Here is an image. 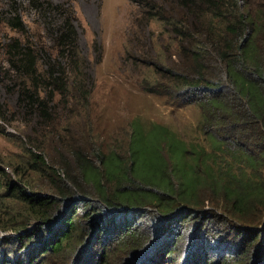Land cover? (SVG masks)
I'll return each instance as SVG.
<instances>
[{"label": "trees", "instance_id": "obj_1", "mask_svg": "<svg viewBox=\"0 0 264 264\" xmlns=\"http://www.w3.org/2000/svg\"><path fill=\"white\" fill-rule=\"evenodd\" d=\"M168 2L171 10L162 20L178 37L184 67L167 69L166 83L189 97L203 90L196 103L216 150L190 151L161 126L140 132L130 159L119 155L116 162L98 154L95 164L78 153L73 164L56 168L30 150L31 170L51 174L44 194L11 177L0 186L30 217V227L10 240L22 247L27 264L52 254L68 258L75 246L99 247L88 264H108L113 243L138 264H264V151L251 152L257 137L264 145V6L255 10L250 0ZM37 4L53 45L48 50L12 39L9 62L21 79L20 106L48 118L55 92L67 95L70 87L87 99L86 59L74 12ZM10 25L25 32L17 15ZM1 175L7 172L0 167ZM209 195L211 208L202 201ZM151 216L160 221L155 230L142 226Z\"/></svg>", "mask_w": 264, "mask_h": 264}, {"label": "rangeland", "instance_id": "obj_2", "mask_svg": "<svg viewBox=\"0 0 264 264\" xmlns=\"http://www.w3.org/2000/svg\"><path fill=\"white\" fill-rule=\"evenodd\" d=\"M39 2L63 5L74 12L89 91L86 100L70 87L67 95L55 92L48 118L20 106L17 86L21 79L10 68L8 51L12 39L48 50L52 47ZM250 2L255 10L264 6V0ZM175 8L179 13L181 9ZM170 10L168 0H0V113L5 116V120L0 116V167L7 172L1 175L0 186L11 177L26 189L30 185L44 194L41 187L51 174L31 170L30 150L56 168L73 164L78 153L95 164L98 157L130 159L138 134L157 126L176 133L190 151L203 146L216 150L212 139L205 136L203 112L196 103L203 90H193L189 97L185 90L166 83L167 69L182 71L184 67L178 37L162 20ZM15 15L24 22L25 32L11 27ZM41 96L47 97L42 91ZM258 138L251 152L262 154L264 145ZM110 168L111 164L105 165L106 171ZM3 193L0 189V264H27L22 247L10 240L17 231L30 227V217L22 216L24 205ZM208 197L202 201L211 208L215 204ZM159 223L151 216L142 226L156 229ZM215 229L226 231L219 225ZM111 248L108 264L139 263L116 243ZM98 249L75 246L67 251L68 258L52 254L37 264H88Z\"/></svg>", "mask_w": 264, "mask_h": 264}]
</instances>
